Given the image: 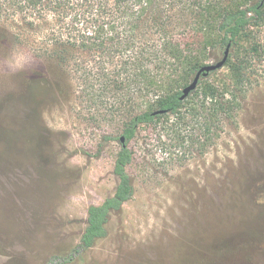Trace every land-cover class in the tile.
<instances>
[{"label": "rangeland", "instance_id": "374dc122", "mask_svg": "<svg viewBox=\"0 0 264 264\" xmlns=\"http://www.w3.org/2000/svg\"><path fill=\"white\" fill-rule=\"evenodd\" d=\"M5 14L0 264H47L78 246L88 207L114 194L119 137L162 92L144 98L134 86L124 95L102 54L69 49L67 61L50 57L33 43L41 42L32 41L34 31ZM222 57L209 48L204 64ZM229 71L227 62L201 79L179 114L139 126L128 143L133 198L111 215L107 237L63 264H264V57L252 61L242 89H229L228 108L210 126L205 93L226 87ZM35 79L48 87L35 88Z\"/></svg>", "mask_w": 264, "mask_h": 264}, {"label": "trees", "instance_id": "16d2710c", "mask_svg": "<svg viewBox=\"0 0 264 264\" xmlns=\"http://www.w3.org/2000/svg\"><path fill=\"white\" fill-rule=\"evenodd\" d=\"M9 11L34 31L32 41L39 36L41 42L33 43L44 44L48 56L67 61L69 49L97 51L109 60L107 76L124 95L132 94L134 86L144 98L150 91L162 92L148 100L150 109L127 121L121 135L125 143L119 137L121 149L114 163L119 182L114 194L88 207L78 246L67 255L52 256L47 264L72 262L107 237L111 215L121 211L135 194L128 172L133 161L128 143L140 125L179 114L185 101L180 99L179 85L204 65L209 48L224 53L230 42L237 46L227 61V86L210 85L205 93L211 102L210 126L228 108L229 89H242L249 80L252 61L264 57V0H0V17ZM33 86L42 89L48 83L35 79ZM161 109L167 112L153 114Z\"/></svg>", "mask_w": 264, "mask_h": 264}, {"label": "water", "instance_id": "95a60500", "mask_svg": "<svg viewBox=\"0 0 264 264\" xmlns=\"http://www.w3.org/2000/svg\"><path fill=\"white\" fill-rule=\"evenodd\" d=\"M231 48H232V43L230 42L227 45L226 49L224 50L223 57L221 59L217 60L216 62L204 64L197 70L191 82L188 83L182 89V94L180 96L181 100H185L191 93H193L197 89L201 79L208 77L212 72L220 70L225 66V64L229 59ZM166 112L167 110L161 109L153 112V114L158 115V114H164ZM121 142L125 143V136H121Z\"/></svg>", "mask_w": 264, "mask_h": 264}]
</instances>
